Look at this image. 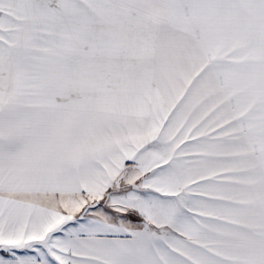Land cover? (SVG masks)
Instances as JSON below:
<instances>
[{"label": "snow or ice", "instance_id": "snow-or-ice-1", "mask_svg": "<svg viewBox=\"0 0 264 264\" xmlns=\"http://www.w3.org/2000/svg\"><path fill=\"white\" fill-rule=\"evenodd\" d=\"M0 264H264V0H0Z\"/></svg>", "mask_w": 264, "mask_h": 264}]
</instances>
